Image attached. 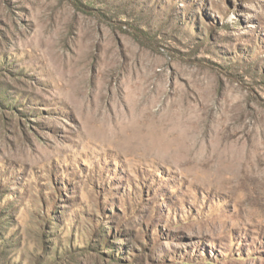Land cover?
Here are the masks:
<instances>
[{
	"label": "rangeland",
	"instance_id": "374dc122",
	"mask_svg": "<svg viewBox=\"0 0 264 264\" xmlns=\"http://www.w3.org/2000/svg\"><path fill=\"white\" fill-rule=\"evenodd\" d=\"M0 264H264V0H0Z\"/></svg>",
	"mask_w": 264,
	"mask_h": 264
},
{
	"label": "bare ground",
	"instance_id": "6f19581e",
	"mask_svg": "<svg viewBox=\"0 0 264 264\" xmlns=\"http://www.w3.org/2000/svg\"><path fill=\"white\" fill-rule=\"evenodd\" d=\"M134 103V102H133ZM157 125V124H156ZM155 125V126H156ZM132 126V125H131ZM134 126H136V125H134ZM158 126V125H157ZM156 126V127H157ZM148 127V126H147ZM163 127H165V126H163ZM142 128V127H141ZM144 128V127H143ZM132 129V128H131ZM115 130V129H114ZM113 130V131H114ZM127 130V129H126ZM130 130V129H129ZM143 131V130H142ZM171 132V131H170ZM114 133V132H113ZM117 133V132H116ZM128 133V132H127ZM126 134V133H125ZM155 131H154V129H152V127H151V129H149L148 130V132H147V136L145 137V136H143L142 134H141V132H140V130L139 129H137V130H133V131H131L129 134H127V135H124L123 137H122V140H124V142H128V143H130V142H132L133 141V139H138V140H148V142H150V143H152V144H156V145H159V143H161V141H160V139H158V138H156V137H154L155 136ZM171 134V133H170ZM172 134H173V132H172ZM171 134V135H172ZM176 134V133H175ZM113 135V134H112ZM119 135V134H118ZM170 135V136H171ZM174 135V134H173ZM168 136V135H167ZM114 137V136H113ZM116 138V137H115ZM164 138V137H163ZM171 138H172V136H171ZM179 139H180V137H179ZM113 142V141H112ZM133 143V142H132ZM174 143H176V142H174ZM173 143V144H174ZM178 143V142H177ZM147 144V143H146ZM172 144V145H173ZM155 145V146H156ZM130 146V145H129ZM151 146V145H150ZM153 146V145H152ZM154 146V147H155ZM144 147H146V145L144 144ZM159 147V146H158ZM176 147V146H175ZM152 149V148H151ZM172 149V148H171ZM170 149V150H171ZM139 150V149H138ZM142 149H140V151H141ZM145 150V149H144ZM178 150V149H177ZM179 150H181V148L179 149ZM154 151V150H153ZM157 151H159L158 150V148H157ZM156 151V152H157ZM134 152V151H133ZM155 152V153H156ZM160 153H161V151H159ZM165 152V151H164ZM154 153V152H153ZM167 154V153H166ZM169 154V153H168ZM171 154V153H170ZM174 154H175V152H174Z\"/></svg>",
	"mask_w": 264,
	"mask_h": 264
}]
</instances>
